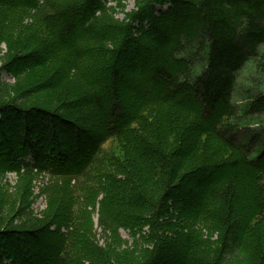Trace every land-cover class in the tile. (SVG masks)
Here are the masks:
<instances>
[{"label": "trees", "instance_id": "trees-1", "mask_svg": "<svg viewBox=\"0 0 264 264\" xmlns=\"http://www.w3.org/2000/svg\"><path fill=\"white\" fill-rule=\"evenodd\" d=\"M136 5L0 0V264H264V0Z\"/></svg>", "mask_w": 264, "mask_h": 264}, {"label": "rangeland", "instance_id": "rangeland-1", "mask_svg": "<svg viewBox=\"0 0 264 264\" xmlns=\"http://www.w3.org/2000/svg\"><path fill=\"white\" fill-rule=\"evenodd\" d=\"M138 0H106L107 4H109V7L112 8V15L114 16V18L120 22H128L129 21V16L131 14H133L134 12L137 11V3ZM157 10H162L165 11L166 8H157ZM184 16V14L182 15ZM182 18V17H181ZM8 49L7 46L5 44L0 45V68L2 66L3 63V58L6 55ZM250 68H248V71ZM0 80H1V90H5L3 87H9L12 88L15 84L16 81L14 80V78L12 76H10L9 74H7L6 72H2L0 75ZM244 76V72L241 74V77L243 78ZM69 88V84H67L63 89H68ZM239 89V87H238ZM125 90L124 88L120 90L121 93H123ZM5 95H1L0 94V99L3 98ZM236 102H242V97L239 94V90L237 91V94L235 96L234 99ZM207 121L210 122L211 120L207 118ZM100 125V123L97 124H92L90 123V129L93 132H96V129L98 130V126ZM116 127L115 125H110V128H114ZM256 127V126H254ZM111 152L114 153H120L121 150L118 149V147L114 144H109L108 145ZM249 150H252L253 148L249 147ZM41 178V177H40ZM48 181V180H47ZM3 182L7 183L9 185V191L10 193L14 192L17 184H18V176L14 173L8 174L5 179L3 180ZM41 182L42 180L39 179L37 180V182H34V195L36 196L33 205H32V209L34 210L35 215H40L42 214L47 207V199L45 196L40 195V187H41ZM197 192L199 191L198 186H195L193 182L190 183L189 185V189L183 191L184 193L188 194L189 192ZM182 194V192L180 193ZM239 204H242V202L240 201ZM42 212V213H41ZM95 236H96V242L99 243V246L104 247L105 243L108 241L105 233L102 232V230L100 228H98V217L96 215L95 217ZM121 235H122V239L126 241V244H131V237L129 236L128 232L125 231H121Z\"/></svg>", "mask_w": 264, "mask_h": 264}]
</instances>
